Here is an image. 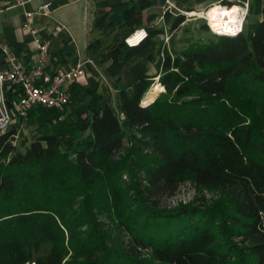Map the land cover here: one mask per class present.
<instances>
[{"label":"trees","instance_id":"16d2710c","mask_svg":"<svg viewBox=\"0 0 264 264\" xmlns=\"http://www.w3.org/2000/svg\"><path fill=\"white\" fill-rule=\"evenodd\" d=\"M262 18L251 42L160 51L116 106L20 146L16 127L0 135V264H264ZM150 46L111 53L107 73ZM185 183L219 198L165 205Z\"/></svg>","mask_w":264,"mask_h":264},{"label":"crops","instance_id":"0c3cea01","mask_svg":"<svg viewBox=\"0 0 264 264\" xmlns=\"http://www.w3.org/2000/svg\"><path fill=\"white\" fill-rule=\"evenodd\" d=\"M172 1L178 9L200 17L212 5L231 6L246 0ZM248 1L250 11L243 34L251 42L263 19L264 0ZM48 2L52 3L50 10L41 12L40 6ZM165 8L166 0H31L23 7L13 6L10 0H0V72L5 67L3 45L10 46L26 67L39 62L41 53L34 37L23 26L28 20L26 14L34 13L30 21L40 29L43 41L48 44L47 69L54 72L79 63L85 66L87 75L72 86L73 102L65 110V117L73 120L71 123L78 122L81 116L86 117L87 109L99 110L107 104L116 106V95H131L140 74H157L159 53L168 50L163 44L165 37H169L171 30L175 33L185 22L175 28L177 19L183 15ZM131 9L139 19L134 26L125 25L123 21V12ZM139 30L149 33L150 48L129 58L116 70L117 75H109L107 70L113 64L110 54L119 50V59L124 61L130 51L124 41ZM96 41L99 47L89 51V46Z\"/></svg>","mask_w":264,"mask_h":264},{"label":"built area","instance_id":"2783aa9c","mask_svg":"<svg viewBox=\"0 0 264 264\" xmlns=\"http://www.w3.org/2000/svg\"><path fill=\"white\" fill-rule=\"evenodd\" d=\"M16 7H23L31 0H10ZM220 7L221 4H217ZM52 6L51 2L40 6L41 12L47 13ZM215 6V5H212ZM211 6V7H212ZM238 8V21L234 23L232 30L239 29L235 35L222 34L220 31H213L209 22L210 32L215 36L236 37L244 33V27L250 11L248 0L223 6L230 10ZM210 7V8H211ZM165 10H176L178 15L189 13L178 9L172 0H166ZM28 20L24 28L29 30L40 51V60L33 67H26L12 51L10 46L3 45L2 52L5 59V67L0 72V135L9 132L13 127L19 129L23 123L34 125L40 122L45 125L44 132L50 127L65 120V110L73 102L71 88L86 77V69L83 63L69 68H58L54 72L47 69L46 63L49 58L48 44L44 42L40 29L32 25L30 19L34 13L26 14ZM144 33L135 45H129L127 40L134 38L138 33ZM149 37L146 30L135 31L125 39V46L129 49L137 47Z\"/></svg>","mask_w":264,"mask_h":264},{"label":"rangeland","instance_id":"374dc122","mask_svg":"<svg viewBox=\"0 0 264 264\" xmlns=\"http://www.w3.org/2000/svg\"><path fill=\"white\" fill-rule=\"evenodd\" d=\"M212 8L213 7H208L203 13H207ZM214 39L215 35L210 32L207 21L204 18L188 14L185 15V22L175 33H173L172 30L171 32H169V37H165L163 44L171 52L179 53L183 49L187 48L190 44L205 43ZM131 64H133V61L130 62V65ZM157 83L158 79L155 80V84ZM151 91L152 89H150L149 92L145 95L144 100L149 97ZM117 97L118 95H116V101ZM81 119L82 116L79 120ZM71 121H73L71 118L68 119V117H65V120L60 122V124L63 125V127H67L71 124ZM44 129L45 125L40 122L34 123V125L23 123L21 126H19L16 144L20 146L22 140L25 138L29 141L32 140L35 136L43 134ZM218 198L219 196L217 193L203 189H197L193 184L185 183L180 186L178 192L174 197L165 201V205L177 206L180 203H189L195 201L196 199H198V202H212Z\"/></svg>","mask_w":264,"mask_h":264},{"label":"bare ground","instance_id":"6f19581e","mask_svg":"<svg viewBox=\"0 0 264 264\" xmlns=\"http://www.w3.org/2000/svg\"><path fill=\"white\" fill-rule=\"evenodd\" d=\"M211 10H207V13H203L200 17L204 18L206 21L209 22L210 26L212 27L213 31H220L224 35H228L232 33V28L234 23L238 21V8L235 6L233 9L225 8L223 6H212ZM189 15H196L190 14ZM208 19V20H207ZM141 42L138 44L140 45ZM152 91L149 94V97L144 100V104H148L155 100L156 94L160 91H164V88L159 83L155 84L152 88Z\"/></svg>","mask_w":264,"mask_h":264},{"label":"clouds","instance_id":"9594fccd","mask_svg":"<svg viewBox=\"0 0 264 264\" xmlns=\"http://www.w3.org/2000/svg\"><path fill=\"white\" fill-rule=\"evenodd\" d=\"M233 11H235V9H233ZM236 31H239V29L237 28V29H235V30H232V34L235 35ZM141 33H142V32H141ZM141 33H138L134 38H130V39H128V40H127V43H128L129 45H135L136 43H138V41H139V39H140V38H138V37H139V34H141ZM142 34L144 35V33H142Z\"/></svg>","mask_w":264,"mask_h":264},{"label":"snow or ice","instance_id":"6c2138e0","mask_svg":"<svg viewBox=\"0 0 264 264\" xmlns=\"http://www.w3.org/2000/svg\"><path fill=\"white\" fill-rule=\"evenodd\" d=\"M143 36V34L141 33V34H139V37L138 38H141Z\"/></svg>","mask_w":264,"mask_h":264}]
</instances>
